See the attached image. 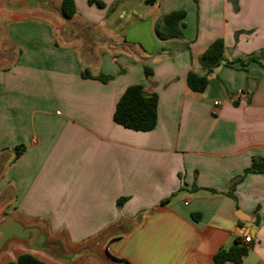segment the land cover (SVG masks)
<instances>
[{
  "label": "crops",
  "instance_id": "1",
  "mask_svg": "<svg viewBox=\"0 0 264 264\" xmlns=\"http://www.w3.org/2000/svg\"><path fill=\"white\" fill-rule=\"evenodd\" d=\"M98 1L74 0L68 20L0 9V222L90 248L81 264H215L248 235L243 264H264V174L245 173L264 158V0ZM178 10L181 38L161 41ZM219 38L225 61L191 91ZM134 85L158 96L150 132L114 122ZM24 253L12 243L0 264Z\"/></svg>",
  "mask_w": 264,
  "mask_h": 264
},
{
  "label": "trees",
  "instance_id": "2",
  "mask_svg": "<svg viewBox=\"0 0 264 264\" xmlns=\"http://www.w3.org/2000/svg\"><path fill=\"white\" fill-rule=\"evenodd\" d=\"M151 2V0H149ZM90 4L96 3L100 8L105 7V4L98 0H89ZM62 12L67 18H72L76 15V5L74 0H63ZM186 17L183 10L171 12L162 17V19L155 24V32L161 41L170 39H179L182 35V22ZM239 32L236 33V36ZM225 43L223 39H216L210 44L207 50L201 55L200 63L205 69V74L199 75L190 72L187 76V85L189 89L196 93H204L208 87V76L213 70L219 67L224 60ZM258 58L250 56L248 60L256 61ZM146 76L152 75V71L145 67ZM86 76V75H85ZM90 76V75H89ZM99 79L102 82H108L110 76H101ZM144 89L141 85H134L124 92L119 99L115 112L114 122L124 128L140 131L150 132L156 128L158 121V96L157 94H148L144 96ZM19 155V152H18ZM248 173L264 174V158L256 157L253 163L245 171ZM235 187L231 189L233 191ZM126 199L118 201V206H121ZM259 220L256 221V224ZM249 249L246 244L239 239L236 240L235 245L229 249L220 250L214 257L215 264H243V260L248 256ZM6 264H48L39 259L32 253H24L20 255L15 261Z\"/></svg>",
  "mask_w": 264,
  "mask_h": 264
},
{
  "label": "water",
  "instance_id": "3",
  "mask_svg": "<svg viewBox=\"0 0 264 264\" xmlns=\"http://www.w3.org/2000/svg\"><path fill=\"white\" fill-rule=\"evenodd\" d=\"M0 9L10 11L47 10L63 20H68L62 8H57L53 0H0ZM148 94L145 92L144 96ZM12 243L22 245L32 253L42 254L63 264H81L91 253L90 248L76 252L64 250L61 243L51 241L46 229L40 225H25L18 218L9 216L0 222V256Z\"/></svg>",
  "mask_w": 264,
  "mask_h": 264
},
{
  "label": "built area",
  "instance_id": "4",
  "mask_svg": "<svg viewBox=\"0 0 264 264\" xmlns=\"http://www.w3.org/2000/svg\"><path fill=\"white\" fill-rule=\"evenodd\" d=\"M237 96L244 98V97H246V94H245V92L240 91V92L237 93ZM215 105L218 106V105H219V102H215ZM251 241H252V238H251L250 235H248V236H246V237L244 238V243H245V244H248V243H250Z\"/></svg>",
  "mask_w": 264,
  "mask_h": 264
},
{
  "label": "rangeland",
  "instance_id": "5",
  "mask_svg": "<svg viewBox=\"0 0 264 264\" xmlns=\"http://www.w3.org/2000/svg\"><path fill=\"white\" fill-rule=\"evenodd\" d=\"M0 199H1V197H0ZM6 214H7V211H5V212L0 216V220L3 219V217H4ZM37 257H39V258H43V259H44V257H43L42 255H37Z\"/></svg>",
  "mask_w": 264,
  "mask_h": 264
}]
</instances>
